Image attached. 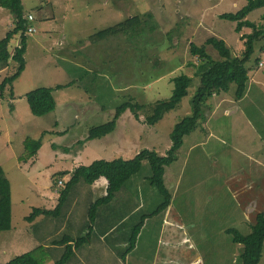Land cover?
<instances>
[{"label":"rangeland","instance_id":"374dc122","mask_svg":"<svg viewBox=\"0 0 264 264\" xmlns=\"http://www.w3.org/2000/svg\"><path fill=\"white\" fill-rule=\"evenodd\" d=\"M22 1L25 12L38 18V32L28 35L27 67L13 85L14 100L3 99L0 103V166L11 183L13 224L16 232L18 229L16 239L11 233L0 234V264H7L38 247L29 234L31 231L27 230L29 224L25 222V216L41 208L39 195L44 189L50 191L57 187L53 183L63 170L74 171L98 160H131L146 149L166 155L172 146L170 135L174 127L191 114V98L199 80L194 78L189 97L157 126L145 124L147 114L142 113L136 118L129 111L121 117L113 134L88 143V148L81 150V153L85 151L84 157H77L75 152L81 148L79 141H86L91 129L111 122L117 107L130 98L142 105L169 98L173 90L172 79L181 74L195 75L194 64L201 61L192 54V44L205 47L209 54L218 58L215 50L206 44L209 39L218 38L239 55L243 47L240 37L250 32L244 29L239 35L235 31L236 24L219 18L223 14L237 13L245 6V0ZM133 16L143 17L144 24H152L155 31L147 29L139 36L131 34L103 44L89 42L97 32ZM263 16L264 8L254 11L248 20L264 27ZM6 17L1 24L5 37L15 23L12 15ZM19 44L20 38L12 41V52ZM256 60L261 62L259 66L255 64ZM17 69L18 65L13 64L11 68L1 70L0 84L15 75ZM250 80L251 88L242 101L223 96L228 100L219 107V100L212 98L209 101L206 120L202 123L207 130L206 143L191 149L195 139L201 138V130L197 132L199 137L194 134L186 138L178 161L171 166L178 177L176 188L182 182L175 207L184 218L180 221L195 229L196 249L181 243L176 247L168 236L163 241L162 235L157 264H171L172 247L180 248L181 260L186 253L189 262L196 258L224 264L235 251V259H238L242 248L234 244L233 237L225 234L223 229H236L242 236H248L257 216L264 213V201L254 198V189L260 188L259 184L250 182V185L242 186L244 192L239 193V167L232 166L264 164L263 42L256 44ZM70 84L73 86L54 92L57 102L54 113L41 119L31 114L26 94L39 88L56 89ZM10 104L16 108L15 113L10 110ZM50 132L48 138H41ZM39 133L42 136L37 138ZM28 139H42V144L45 141L39 162L36 158L20 161L26 153L24 142ZM55 145L61 150L54 149ZM64 147H70L69 155L62 150ZM62 159L67 161L60 164ZM149 176L150 170L145 164L136 181L131 182L132 187L141 190L138 185ZM244 180L248 181L247 178ZM165 181L169 187L172 185L168 174ZM172 190L175 194L176 189ZM239 194L240 201L237 199ZM246 195L249 202L241 203L246 200ZM147 203L149 210L160 203L151 187ZM149 226L142 240L148 255L156 248L162 228L159 221ZM186 229L188 231L189 227ZM48 260L52 258L44 264H50ZM261 264H264V258Z\"/></svg>","mask_w":264,"mask_h":264},{"label":"trees","instance_id":"16d2710c","mask_svg":"<svg viewBox=\"0 0 264 264\" xmlns=\"http://www.w3.org/2000/svg\"><path fill=\"white\" fill-rule=\"evenodd\" d=\"M0 8L7 10L15 19V23L7 36L2 40L0 39V71L11 68L13 64L18 65L16 74L6 78L0 84L1 103L3 99V101L6 99L14 100L13 85L21 78L27 67L25 54L28 49V38L32 36L29 35L28 29L31 25H36L38 18H35L33 23L29 22L28 16L30 14L25 12L22 0H0ZM262 8H264V0H246L245 6L237 13L223 14L219 17L220 20L236 24L235 31L239 35L242 34L244 29L250 30L248 33L244 32L245 34L240 37L243 47L239 51V55L232 48L228 47L224 40H219L218 38H211L206 43L215 50L218 58H214L209 54L205 47L199 48L192 44V54L201 58V61L198 64H194L195 75L181 74L172 79L173 90L169 98L158 100L154 104L149 105L135 103V100L130 98L117 107L115 117L111 122L91 129L87 140L79 141V145L83 146L86 142L102 140L110 136L117 130L121 117L129 111L136 118L147 114L145 124L150 127L157 126L166 115L174 112L182 101L189 97V90L195 83L194 78L199 80L195 94L191 98V114L183 118L174 127L170 135L172 146L166 155L155 149H146L138 153L131 160L122 158L111 161L98 160L92 162L89 166H80L72 173L61 172L59 175H56L58 176V180H55L53 184L54 187L55 185L57 186L54 190H58L59 194L57 207L51 211L39 208L34 209L31 215L25 218L26 222L33 223L37 218L44 217L41 223H37L28 229L31 231L29 233L37 238V241L41 238L43 240L41 241L42 243L32 252L17 257L7 264H44L47 262L46 260L50 256L45 251L46 245H43L45 244L43 243L45 242L42 232L43 225L48 223L47 221H55L56 225L62 226L67 223L69 226V213L73 205L82 206L83 197L81 196L85 192L90 191L92 186L101 179H105L107 182V194L95 202L88 203L86 209L88 227L76 237L74 235L68 237L70 235L68 232V239L65 241H60L61 237L49 243V246L52 247L60 248L63 246L64 254L54 264H68L69 260L75 255V251L83 249L86 240L92 237L93 234V237L97 235L96 232L89 233L93 231L94 220H97L96 218L99 216H104L106 223H109V220L105 217V213L107 215L108 211L112 212V214L117 213L116 210L123 208V204L128 201L129 195L137 191L139 195L138 200L145 203V209L134 212L133 218L130 217L127 221L122 219V227L119 225L116 229L117 231H121L124 227L127 231V248L122 254L123 257L135 250L145 224L162 217L172 205V189L176 188V181L178 180L174 170H171L172 165L178 161L179 152L184 146L185 139L196 134L199 130H204L202 123L206 120L205 112L208 104H210L209 101L212 98L215 101L219 100L217 101L219 107L225 104L221 102L222 100H228L223 99L225 96H231L236 102H240L247 97L246 95L251 88L250 69L254 61L256 44L259 42L264 43V27L249 21L248 17L254 11ZM148 18L151 19L152 15H148ZM262 18L264 19V16ZM143 19L140 16L130 17L124 22L92 35L89 38V42L97 45L109 42L115 38L130 36L131 34L132 36H139L140 32L147 29L155 31L153 25L150 23L144 24ZM17 38H20V44L12 52V41ZM260 63L259 60L255 61V64L258 66ZM71 86L73 84L65 87L58 86L56 89L39 88L26 94L25 98L31 114L35 118L41 119L54 113L57 110L54 92ZM15 109L13 104H10V110L15 112ZM24 147V152L26 153L24 157L20 158V161L28 162L32 158H37L42 148V139L36 141L28 139L24 142ZM66 151H69V149ZM145 164L149 167L150 176L147 178V181L138 185L141 190H137V186L132 187L131 182L136 181L135 178L142 173ZM169 170L173 172L170 173ZM167 174L169 178H172L174 188L172 185L170 187L166 185L165 176ZM67 176H70V180L60 186L59 183ZM183 177L184 173L182 174ZM180 186H182V182L178 184L177 188H180ZM150 187L155 190L160 198L159 205L151 210L147 206L149 205L147 201ZM79 200L80 202L78 203ZM12 208L11 183L0 166V234L8 233L12 230ZM69 227H73L72 223ZM111 227L112 225L106 231L104 230L103 234L109 232L111 237H113L116 231L113 232V228ZM87 230L89 232H87V235H84V232ZM227 234L233 237L234 244L242 248L241 254L235 264L261 263L264 253V213L257 216L256 222L251 226V232L248 236H242L236 229L228 230Z\"/></svg>","mask_w":264,"mask_h":264},{"label":"crops","instance_id":"0c3cea01","mask_svg":"<svg viewBox=\"0 0 264 264\" xmlns=\"http://www.w3.org/2000/svg\"><path fill=\"white\" fill-rule=\"evenodd\" d=\"M0 10H1L0 11V34L2 35V32H1L2 21L5 18H7L6 16L10 17V13L7 10L2 9V8H0ZM27 13H29L30 15H33L37 19L36 15H34L33 13H30V12H27ZM9 17L7 21L9 20ZM4 38H5L4 35L0 37L1 40ZM221 102L224 103L225 100H222ZM51 134H52L51 132L46 135L43 134V139L45 140ZM200 134H201V138H199L198 140L195 139V143L193 144V146H191L192 150H195L196 147L200 146L201 144L206 143L205 134L207 136V130H203ZM41 136H42V133H39L37 138H40ZM209 136H211V134H209ZM196 137H199V136L197 135ZM88 143L90 142H87L84 146H81V148L77 152H75L77 157L78 155L79 156L81 155V158L82 156L84 157L85 151L81 153V150L87 149ZM44 145H45V141H43L42 148L39 151L38 156L35 159V161L39 162L42 159V149L44 148ZM70 147H72V145ZM53 148L56 150L58 149L61 150V148H59L57 145H55V147ZM69 148L64 147L62 148V150L64 151L65 154L69 155L71 151L70 150L66 151ZM126 159H129V158H126ZM66 161L67 160L62 159V162L60 164ZM35 164L36 163H33V165ZM232 166L239 167V178L241 177V180H239V193L244 192V190H242V186H248L250 185V182H252V184L256 186L257 184H259L258 187L260 188L256 187V189H254L256 193L254 198L259 199L258 201H264L263 200V197H264V164L242 163L239 165L233 164ZM62 172L72 173L73 170L71 171L63 170ZM244 178H247L249 182L246 180L243 181ZM69 180H70V176L63 178V181L65 183H67ZM175 189L176 191H175V194H173V201H172V205L170 209L167 211V213L163 214L162 217L149 221L145 224V227L143 228L139 236L137 246L132 253L123 257L122 254L127 248V241H126L127 231L124 229V227L122 228L123 230L121 231H117L116 229H117V226L119 225L120 227H122L121 226L122 219L127 221L130 217L133 218L132 215L134 214V212H138L139 210L142 211V209H145L144 208L145 203L140 202L138 200L139 195L137 191H135L134 194L129 195V199L127 198L128 201L123 204V208L121 210H116L117 213L112 214V212L110 211H108V215L107 213H105V217L109 220V223H106L104 216L102 217L99 216L98 218H96L97 220H94V224L92 226L93 231L89 232V230H87L86 232H84V235H87V232L89 233L96 232L97 235L93 237L94 235L93 234L92 237L86 240L85 245L83 246V249L75 251V255L73 256V258L69 260L68 264H157L159 260L160 249H161L159 246V242L161 241L162 235L164 236L163 241H165V237L168 236V240L172 242L176 247L181 243L183 246H189V249L190 248L196 249V242L194 240L196 235L193 234V232H195V229L193 227H190L189 224L188 226H186L184 224V221L183 222L180 221V219H184V218L183 216H180L179 211H177V206L175 207L177 196L180 193V188H175ZM106 190H107V182L105 179H101L92 186L90 191L85 192L81 196L83 197V205L82 206L73 205L69 213L70 215L69 226L72 223L73 227H69L67 223H65L62 226H59V225H56L55 221H47L48 223H45L43 225L42 232L44 234V239H45V242H43L45 244L43 245H46L45 251L52 258V260H48L50 261V264H54L57 259H60V257L63 256L64 251H63V246L60 248H57L55 246L52 247V246H49V243L52 241L58 240L57 238H61V237L62 238L60 241H65L66 239H68L67 238L68 232L70 233L68 237L72 235L76 237L81 231H84L88 227V214L86 211L88 203L95 202L98 199L105 197L107 194ZM58 197H59L58 190L53 189L50 191H45L44 189V193H41L39 195V200L40 202H42L40 206L41 208L39 209L49 210V211L54 210L58 205ZM239 198H240V194L237 196V199L240 201ZM85 201H87L86 204H84ZM79 202L80 200L78 201V203ZM248 202L249 200H247V195H246V200L242 201L241 203H248ZM28 216H25V218ZM43 218L44 217H39L33 223H28L25 221L27 224H29L27 225V228H31L33 225L37 223H41L43 221ZM158 221L160 222V226H162L160 230V237L158 239L156 248L151 254L148 255L146 248L145 249L143 248L142 240L146 236L148 229L150 228L149 224L157 223ZM13 222H14V209L12 208V230L8 232L7 234L11 233L12 237L16 239L18 237V229L16 232ZM51 222H54L55 224ZM111 225H112L111 228H113V232L116 231L113 237H111L109 232L107 233L105 232L103 234V231L104 230L106 231V229L110 227ZM188 227H189V230L186 231L187 230L186 228ZM177 229H180V230H177ZM228 230H230V228H224L223 232L227 234ZM180 235H183V236L180 237ZM23 238L24 237L22 236V240ZM32 239L38 245L42 243L41 241H43L41 238L40 240L37 241V238L35 236ZM148 241L149 243L151 242L150 240ZM171 250L173 251V256L171 257L172 259L170 260L171 264H213L212 262H206L203 258H202L203 260L201 261H199L196 258H193L189 262L187 260L188 256L186 255V253H184L183 259L181 260L180 257L182 256V253H181L180 248L172 247ZM236 252L237 251H235V253L233 254V257L228 262L225 261L224 264H235L237 262L236 261L237 259H235Z\"/></svg>","mask_w":264,"mask_h":264},{"label":"built area","instance_id":"2783aa9c","mask_svg":"<svg viewBox=\"0 0 264 264\" xmlns=\"http://www.w3.org/2000/svg\"><path fill=\"white\" fill-rule=\"evenodd\" d=\"M28 20H29V22L33 23L34 20H35V17H34L33 15H29V16H28ZM28 33H29V35H34V34L37 33V28H36L35 24H34V25H31V26L29 27V29H28ZM59 185L62 186L63 183L60 182Z\"/></svg>","mask_w":264,"mask_h":264},{"label":"clouds","instance_id":"9594fccd","mask_svg":"<svg viewBox=\"0 0 264 264\" xmlns=\"http://www.w3.org/2000/svg\"><path fill=\"white\" fill-rule=\"evenodd\" d=\"M36 26V25H35ZM36 28H37V26H36ZM37 32H38V30H37ZM62 183H64L65 184V182L64 181H62Z\"/></svg>","mask_w":264,"mask_h":264}]
</instances>
